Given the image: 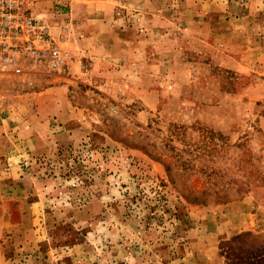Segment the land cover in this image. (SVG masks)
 Instances as JSON below:
<instances>
[{
  "label": "rangeland",
  "instance_id": "374dc122",
  "mask_svg": "<svg viewBox=\"0 0 264 264\" xmlns=\"http://www.w3.org/2000/svg\"><path fill=\"white\" fill-rule=\"evenodd\" d=\"M89 3L113 5L121 57L52 33L83 115L0 157V264H264V0ZM34 72L0 68V120Z\"/></svg>",
  "mask_w": 264,
  "mask_h": 264
},
{
  "label": "crops",
  "instance_id": "0c3cea01",
  "mask_svg": "<svg viewBox=\"0 0 264 264\" xmlns=\"http://www.w3.org/2000/svg\"><path fill=\"white\" fill-rule=\"evenodd\" d=\"M89 2L90 0H73L70 2V11L61 16L49 12L51 3L48 0L40 6L50 19L51 32L56 36L61 34L64 37L61 38L62 43L68 41L70 49L74 52L80 54V51L85 50L87 59L99 69L103 64L108 66L117 63L118 58L121 57L120 49L123 42L120 37L121 31L114 21L113 5L109 4L101 12L94 13L90 9ZM249 2L258 11L259 8L254 5L257 0H249ZM34 75L27 73L28 77L34 76L30 79H35V84L39 85L38 90L31 91L30 94L14 95L30 99L29 102L22 104L27 110L21 113L33 114L31 123L13 122L12 118L19 113L17 110L22 106L16 110L8 100L11 97L6 99L8 117L0 120V157L8 152L20 150L23 146L30 149L32 143L37 145L39 143L40 146L49 144L50 141L46 142L43 135L45 129H50L52 120L70 124L82 118V109H79L69 98L70 86H77L79 81L75 74L57 76L50 72V74L35 73Z\"/></svg>",
  "mask_w": 264,
  "mask_h": 264
},
{
  "label": "built area",
  "instance_id": "2783aa9c",
  "mask_svg": "<svg viewBox=\"0 0 264 264\" xmlns=\"http://www.w3.org/2000/svg\"><path fill=\"white\" fill-rule=\"evenodd\" d=\"M43 1L47 0H0V68L51 72L68 68L67 52L59 46L50 19L38 5Z\"/></svg>",
  "mask_w": 264,
  "mask_h": 264
}]
</instances>
